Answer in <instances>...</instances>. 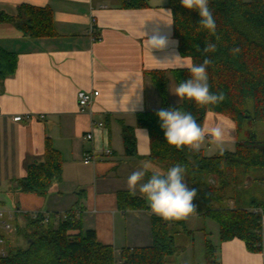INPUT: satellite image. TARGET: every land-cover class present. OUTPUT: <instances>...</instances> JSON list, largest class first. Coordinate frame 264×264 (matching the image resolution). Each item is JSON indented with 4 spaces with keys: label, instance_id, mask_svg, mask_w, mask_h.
<instances>
[{
    "label": "crops",
    "instance_id": "crops-1",
    "mask_svg": "<svg viewBox=\"0 0 264 264\" xmlns=\"http://www.w3.org/2000/svg\"><path fill=\"white\" fill-rule=\"evenodd\" d=\"M131 1L0 0V15L12 20L0 23V51L7 54L2 61L15 59L16 63L12 75L0 78L2 250L10 242L24 244L16 227L25 226V216L41 214L57 221L69 212L83 230L94 231L97 241L116 254L125 248L151 246L155 214L138 189L131 197L143 199L148 209L126 207L123 197L129 194L128 177L141 170L143 161H150V134L137 127V117L181 104L172 94L177 87L172 72L188 70L176 65L192 60L179 52L169 0ZM23 6L47 10L53 35H25L20 27L29 17L18 19ZM154 33L168 38L165 47L149 50L145 45L144 39ZM156 72L167 79L166 103L152 82L151 74ZM81 91L98 92L84 111L77 103ZM18 116L22 121L15 122ZM217 126L225 130L222 146L235 148V122L207 112L202 127ZM126 127L133 129L136 141L133 156L125 154L122 131ZM48 149L61 160L60 180L44 196L21 192L18 182L27 177L28 166L43 162ZM107 150L112 154L107 155ZM200 150L205 155L219 146L206 136ZM87 154L94 160L85 164ZM194 215L198 214L188 217ZM262 241V252L252 253L240 239L219 240L216 247L212 245L214 263L205 259V264H264V216Z\"/></svg>",
    "mask_w": 264,
    "mask_h": 264
},
{
    "label": "trees",
    "instance_id": "trees-1",
    "mask_svg": "<svg viewBox=\"0 0 264 264\" xmlns=\"http://www.w3.org/2000/svg\"><path fill=\"white\" fill-rule=\"evenodd\" d=\"M131 2L139 4L143 0ZM168 7L172 12L179 52L195 64L202 63L206 55L212 60L207 69L209 88L213 93L222 92L225 99L218 105L208 106L182 99L180 105H165V109L181 108L190 112L201 126L207 112L221 114L235 122L238 135L251 122H264V0H209L217 25L215 35L203 29L199 24V13L184 8L180 0H169ZM20 9L18 19L29 17L20 27L25 35L31 38L53 35L47 10L25 6ZM5 21L12 20L0 15V23ZM206 41L216 43L217 51L205 54ZM236 47L240 52L233 56L230 50ZM5 54L0 51V78L12 75L16 68L15 59L2 61ZM172 74L177 86L190 77L188 70ZM151 76L153 85L166 103L165 74L156 72ZM160 123L156 112L142 113L137 117V127L147 129L150 134L148 159L164 172L176 164L185 167L184 183L197 190L193 200L195 213L218 225L220 242L240 239L249 252L261 253L264 203L251 201L245 204L238 191L243 181L252 175H255L256 184L264 185V142L257 141L250 133L247 139L237 141L233 152L207 157L201 150L196 152L187 147L177 149L169 145ZM122 132L125 154L136 155L133 129L126 127ZM60 178L61 160L55 151L48 149L43 162L28 166L27 177L18 182V187L23 193L44 196ZM123 197L126 207L148 209L143 199L129 194ZM25 220V226L16 227V234L26 241L27 246L7 248L0 256V264H166V258L175 253L174 235L179 233L172 229L179 227L188 234L184 220L165 221L152 215L151 246L125 248L116 254L112 247L97 241L94 231L83 230L73 212L57 217V221L41 214L34 218L25 216ZM213 254L214 247L207 244L208 263H214Z\"/></svg>",
    "mask_w": 264,
    "mask_h": 264
},
{
    "label": "clouds",
    "instance_id": "clouds-1",
    "mask_svg": "<svg viewBox=\"0 0 264 264\" xmlns=\"http://www.w3.org/2000/svg\"><path fill=\"white\" fill-rule=\"evenodd\" d=\"M181 5L189 10H196L201 17L200 26L207 30L210 35H215L217 25L212 11L209 8V0H180ZM146 35V34H144ZM219 40V37H216ZM145 45L151 49H160L167 45L168 38L154 33L149 38L144 39ZM199 50V49H198ZM217 51V44L206 41L204 53H214ZM240 52L238 47L232 48L230 54L235 56ZM181 58V57H177ZM212 64V60L205 56L200 64L192 61L179 63V69H188L190 77L183 80L175 88L172 94L181 100L194 101L197 105L208 106L218 105L225 97L222 92L213 93L208 84L207 69ZM160 120V127L164 131V138L169 145L177 149L189 148L198 152L204 143L206 136L210 137V142L219 146L220 154L223 155L222 145L225 142V130L220 127L210 129L203 128L198 124L196 118L181 108L160 109L156 112ZM185 167L176 164L166 172L154 169L150 161H143L141 170L134 171L127 179V188L130 196L137 195V189L142 197L147 201L152 214L157 215L165 221H181L189 215L197 212L193 203L197 195L195 188H188L184 183ZM151 172L147 180L145 176Z\"/></svg>",
    "mask_w": 264,
    "mask_h": 264
},
{
    "label": "rangeland",
    "instance_id": "rangeland-1",
    "mask_svg": "<svg viewBox=\"0 0 264 264\" xmlns=\"http://www.w3.org/2000/svg\"><path fill=\"white\" fill-rule=\"evenodd\" d=\"M244 2H250L251 0H243ZM253 133L257 141L264 142V122H251L247 127H244L239 131L238 140H245ZM212 145V144H211ZM224 152L234 151L233 146H222ZM223 152V153H224ZM205 155L210 157L214 153H219L220 150H207ZM261 176L260 174H258ZM256 174V176H258ZM255 175L247 177L238 191V194L245 200V204L251 201H257L264 203V185H259L254 182ZM184 226L188 235L183 233L178 228L172 230L179 232L175 234V253L166 258V264H205L207 255V244H211L214 247L218 245L219 241V228L218 225L210 218L199 217L194 215L184 219ZM27 246L26 241L24 244H16V242H10L3 248L6 251L7 248Z\"/></svg>",
    "mask_w": 264,
    "mask_h": 264
},
{
    "label": "built area",
    "instance_id": "built-area-1",
    "mask_svg": "<svg viewBox=\"0 0 264 264\" xmlns=\"http://www.w3.org/2000/svg\"><path fill=\"white\" fill-rule=\"evenodd\" d=\"M98 96V92H85V91H81L77 94V103H78V107L80 111H84L85 109L89 108L92 105L93 100L95 99V97ZM15 122H20L22 121V118L20 116L14 118ZM99 126H101V124H98ZM92 134H88L87 135V139H92ZM107 155H111L112 152L110 150H107L105 152ZM94 160V156L87 154L85 155L84 158V163L88 164L91 161ZM5 216V213L3 211L0 210V229L3 226V218ZM5 228H8V226H5ZM4 244V239L0 234V256L4 255V251L2 250V246Z\"/></svg>",
    "mask_w": 264,
    "mask_h": 264
}]
</instances>
